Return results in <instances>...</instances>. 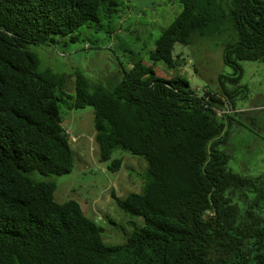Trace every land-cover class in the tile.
<instances>
[{
  "label": "trees",
  "instance_id": "1",
  "mask_svg": "<svg viewBox=\"0 0 264 264\" xmlns=\"http://www.w3.org/2000/svg\"><path fill=\"white\" fill-rule=\"evenodd\" d=\"M180 2L152 64L135 62L111 86L75 73L70 108L93 107L100 159L117 171L121 148L148 161L143 193H112L145 225L107 244L77 200L58 201L54 181L31 176L75 168L58 94L67 75L41 69L31 45L100 22V11L118 13V2L0 0V264H264V173L229 166L225 117L233 118L216 112L224 99L233 107L246 97L241 62L264 63V0ZM225 33L223 61L233 71L220 75V91L200 93L186 77L156 73L157 62L177 66V43Z\"/></svg>",
  "mask_w": 264,
  "mask_h": 264
},
{
  "label": "rangeland",
  "instance_id": "2",
  "mask_svg": "<svg viewBox=\"0 0 264 264\" xmlns=\"http://www.w3.org/2000/svg\"><path fill=\"white\" fill-rule=\"evenodd\" d=\"M117 2L118 13L107 14L101 10L100 22H88L74 32L54 34L53 39L31 45L40 58L41 69L67 75L66 86L58 94L62 125L69 133L75 157L71 173L46 175L34 171L31 176L39 181H54L58 201L77 200L84 213L103 227L107 244L124 243L145 225L142 215L125 211L112 193L121 198L132 192L143 193L149 182L148 161L121 148L113 154V158H121L123 162L117 171H111L109 162L100 159L93 107L70 108L75 98V73L82 72L92 83L111 86L135 62L152 64L150 54L156 40L182 10L180 0ZM227 37V33L198 36L194 44L177 43L174 50L178 55L177 66L170 68L164 62H157L154 69L158 76L167 79L186 77L200 93L208 89L220 91V75L233 71L223 61L222 43ZM241 64L244 67L242 84L248 86L246 97H239L233 107L224 99L226 115L233 118L229 124L228 116L225 117L229 130L228 151L233 156L229 166L237 172L258 175L264 173V63L242 61Z\"/></svg>",
  "mask_w": 264,
  "mask_h": 264
},
{
  "label": "built area",
  "instance_id": "3",
  "mask_svg": "<svg viewBox=\"0 0 264 264\" xmlns=\"http://www.w3.org/2000/svg\"><path fill=\"white\" fill-rule=\"evenodd\" d=\"M216 112H217V115L219 117H222V116H224L228 112V110H226L225 108L224 109L216 108Z\"/></svg>",
  "mask_w": 264,
  "mask_h": 264
}]
</instances>
